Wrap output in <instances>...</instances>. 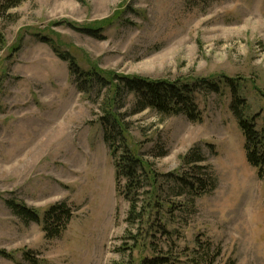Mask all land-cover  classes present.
I'll return each instance as SVG.
<instances>
[{"label":"rangeland","instance_id":"374dc122","mask_svg":"<svg viewBox=\"0 0 264 264\" xmlns=\"http://www.w3.org/2000/svg\"><path fill=\"white\" fill-rule=\"evenodd\" d=\"M88 24L103 29L93 36L74 28ZM0 31V249L13 255L0 254V264H30L27 248L40 264H139L141 257L123 250L129 203L116 193L100 102L77 88L67 61L37 33L84 69L190 82L242 78L248 113L264 128V0H22L13 7L0 0ZM136 102L125 94L119 111L132 146L160 173L178 169L180 156L199 147L216 176V188L194 198L162 179L165 196L190 201L171 224L174 244L162 238L165 251L173 247L188 261L191 249L210 240L221 249L214 264H264V177L247 161L229 89L196 94L201 122L135 113ZM161 146L167 155L158 157ZM4 197L40 210L66 202L74 217L50 239Z\"/></svg>","mask_w":264,"mask_h":264},{"label":"trees","instance_id":"16d2710c","mask_svg":"<svg viewBox=\"0 0 264 264\" xmlns=\"http://www.w3.org/2000/svg\"><path fill=\"white\" fill-rule=\"evenodd\" d=\"M22 0H8L10 7ZM119 13V12H117ZM109 17L101 24H110L115 17ZM93 36L99 35L103 27L83 25L74 27ZM41 40L48 43L56 55L69 65L70 74L75 77L77 88L100 102L99 121L104 128V140L114 157L116 169V193L129 203L123 250H129L131 256L141 255L139 264H214L221 253L220 248L213 250L210 240L199 242L186 254L183 261L174 254L173 247L165 251L162 238L174 244L177 229V212L189 202L178 203L171 195H164L163 178L175 182L180 190L178 195L187 198L199 197L211 193L216 188V176L213 167L199 147L180 156L181 165L169 173H160L154 164L135 149L130 141L129 124L119 111V104L125 94L137 97L135 113L146 109L155 110L163 116L184 114L193 122L202 121V112L196 102V94L201 91L223 93L227 88L232 96L231 112L236 118L245 137L248 163L258 169L264 177V128L257 127L256 118L248 113V102L243 96L242 78L223 76L222 79L201 78L188 81L177 79H151L140 75H126L114 71H103L96 67L84 69L76 56L63 50L51 37L37 33ZM5 35L0 31V45L5 44ZM158 157L167 155L161 146L156 151ZM166 182V181H165ZM5 204L25 224L36 223L42 226L47 238L61 237L74 217V209L66 202L55 203L44 210L29 206L16 197H4ZM23 258L30 264H40L32 250L23 249ZM0 254L13 258L5 249ZM175 255V256H174ZM131 262H134L131 261Z\"/></svg>","mask_w":264,"mask_h":264}]
</instances>
